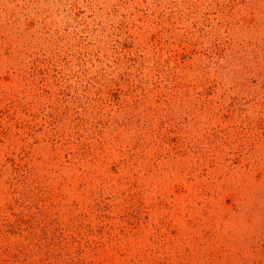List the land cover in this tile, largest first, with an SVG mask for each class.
<instances>
[{"label": "rangeland", "instance_id": "374dc122", "mask_svg": "<svg viewBox=\"0 0 264 264\" xmlns=\"http://www.w3.org/2000/svg\"><path fill=\"white\" fill-rule=\"evenodd\" d=\"M0 264H264V0H0Z\"/></svg>", "mask_w": 264, "mask_h": 264}]
</instances>
